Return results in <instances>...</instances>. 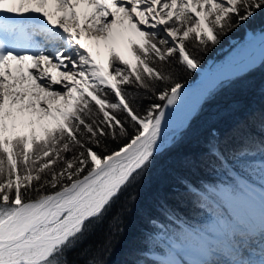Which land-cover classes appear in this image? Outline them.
Listing matches in <instances>:
<instances>
[{
	"label": "snow or ice",
	"instance_id": "1",
	"mask_svg": "<svg viewBox=\"0 0 264 264\" xmlns=\"http://www.w3.org/2000/svg\"><path fill=\"white\" fill-rule=\"evenodd\" d=\"M258 12L264 0H0V264H73L151 164L183 87L168 66L197 69L189 44L216 45ZM129 89L165 103L142 114ZM252 250L231 244L202 264H253Z\"/></svg>",
	"mask_w": 264,
	"mask_h": 264
},
{
	"label": "trees",
	"instance_id": "2",
	"mask_svg": "<svg viewBox=\"0 0 264 264\" xmlns=\"http://www.w3.org/2000/svg\"><path fill=\"white\" fill-rule=\"evenodd\" d=\"M247 29L264 32V12L226 32L218 44L206 49L189 44V51L199 68L210 60L224 63L228 53L223 49L232 40H243ZM166 71L180 84L192 83L199 76L198 71L178 64ZM129 91L136 92L130 100L142 114L153 103H165L152 93ZM262 142L264 61L248 74L211 89L180 134L154 153L141 178L121 192L99 221L92 222L69 260L73 264H161L158 257L173 252L168 239L183 243L193 238L194 229H207L212 215L222 217L223 209L232 218V208L218 193L222 184L236 192L243 191L241 180L264 188ZM213 145L229 157V164L221 165L210 153ZM241 151L248 155L234 159Z\"/></svg>",
	"mask_w": 264,
	"mask_h": 264
},
{
	"label": "rangeland",
	"instance_id": "3",
	"mask_svg": "<svg viewBox=\"0 0 264 264\" xmlns=\"http://www.w3.org/2000/svg\"><path fill=\"white\" fill-rule=\"evenodd\" d=\"M263 40L264 32L261 30L251 31L247 29L243 40H232L231 45L223 49L224 52L228 53L226 61L243 57ZM221 64L223 63L210 60L205 68L197 67L195 71L199 72L198 78H200L202 70L217 69ZM212 88L207 87L193 92H181L177 104L170 108L163 122L162 136L157 144L156 152L167 146L180 134L198 111L201 103L209 95ZM262 181L264 182V179ZM242 183L244 185L242 187L244 192L233 191L225 184H222V189L219 190L221 196L226 200L227 205L231 208L233 207L234 215L232 223L229 224L226 218L213 214L209 222V227L205 229L213 237L210 238L204 232L199 231L197 232L198 235L194 236L196 240L188 238L184 242L183 247L168 239V241L175 245L177 251H181L184 254L182 256H184L186 264L188 262L190 264H202V262H206V257H204L205 253L211 254L210 257H213V260L222 261L226 258L222 253L231 244L253 249L251 260L255 264H259L260 259H264V253L259 251L262 248V242L259 244L258 241H253L251 236H247L248 233L256 234L257 237H261L264 240V231L261 230L264 228V221H262V224L258 220V218L264 220V190L245 181ZM167 258L177 259L174 254H171V256L168 254L162 260Z\"/></svg>",
	"mask_w": 264,
	"mask_h": 264
},
{
	"label": "water",
	"instance_id": "4",
	"mask_svg": "<svg viewBox=\"0 0 264 264\" xmlns=\"http://www.w3.org/2000/svg\"><path fill=\"white\" fill-rule=\"evenodd\" d=\"M264 42V40L259 44L257 45L255 48H253L252 50H250L248 53H246L242 58H238V59H230V60H227L224 64H222L221 66H219L217 69L219 70H224L226 69V67L232 63H235V62H239L241 60H245L243 66H239V67H236L232 70H229V71H222L224 72L223 74H221L217 79L216 81H211L209 82L208 79L206 80H202L201 77L198 78L196 81L192 82V83H187V84H182L183 87L181 89V92H191L194 91V90H197L199 88H202L204 86H216L217 84L221 83V82H224V81H227V80H230V79H234L236 77H239L243 74H246L247 72H249L250 70L258 67L262 62L263 60H261L260 62L258 63H253L251 64L250 66H244L245 63L249 60V57L251 56V53L254 52L257 48H259V46ZM245 68H249V69H245ZM173 106H170L168 109H166V113L168 114L170 108H172ZM167 117V115H166ZM165 117V119H166ZM165 121V120H164Z\"/></svg>",
	"mask_w": 264,
	"mask_h": 264
},
{
	"label": "bare ground",
	"instance_id": "5",
	"mask_svg": "<svg viewBox=\"0 0 264 264\" xmlns=\"http://www.w3.org/2000/svg\"><path fill=\"white\" fill-rule=\"evenodd\" d=\"M264 59V42L259 46V48H257L254 52L251 53V56L249 57V60L245 63L244 66H250L251 64L253 63H258L260 62L261 60ZM245 60H241L239 62H235V63H232L230 65H228L226 67V69L222 70V71H229V70H232L236 67H239V66H243ZM222 65V64H221ZM245 69H249V68H245ZM221 70L219 69H205V70H202L201 71V79L202 80H206L208 79L209 82L211 81H216V79L221 75L223 74L224 72H222ZM248 74V73H247ZM207 87H211V86H204L202 88H207ZM202 88H199V89H202ZM198 90V89H197ZM196 91V90H194ZM191 92H193L191 90ZM238 177V176H237ZM222 189V188H221ZM263 215V214H262ZM261 215V217H262ZM258 220L262 223V221L264 220H260V218H258ZM263 224V223H262ZM253 227V226H252ZM261 230L264 231V228H262ZM236 232V231H235ZM241 234V233H240ZM247 236H251L252 240L254 241H258L259 244H261L262 242V248L259 250V251H263L264 249V240L261 238V237H257L256 234H251V233H248ZM246 242V241H244ZM255 246V245H254ZM259 246V245H258ZM211 254H208V253H205L204 254V257H206V260L205 261H209V260H213V257H210ZM258 262V261H257ZM201 263V262H200ZM253 264H255L253 262Z\"/></svg>",
	"mask_w": 264,
	"mask_h": 264
}]
</instances>
